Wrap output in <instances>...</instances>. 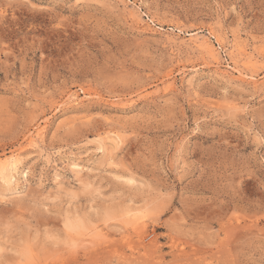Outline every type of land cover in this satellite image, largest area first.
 Returning <instances> with one entry per match:
<instances>
[{"label":"rangeland","instance_id":"374dc122","mask_svg":"<svg viewBox=\"0 0 264 264\" xmlns=\"http://www.w3.org/2000/svg\"><path fill=\"white\" fill-rule=\"evenodd\" d=\"M263 82L264 0H0V264H264Z\"/></svg>","mask_w":264,"mask_h":264},{"label":"bare ground","instance_id":"6f19581e","mask_svg":"<svg viewBox=\"0 0 264 264\" xmlns=\"http://www.w3.org/2000/svg\"><path fill=\"white\" fill-rule=\"evenodd\" d=\"M133 18V17H132ZM134 19V18H133ZM135 20V19H134ZM140 20V19H139ZM149 25V24H148ZM211 32H212V30H211ZM213 34H215V32L213 33ZM220 35V34H219ZM222 36V35H221ZM217 38V41H219V42H221V38L219 37V36H217L216 37ZM215 38V39H216ZM205 41V40H204ZM209 41V40H208ZM208 41L206 42V43H208ZM216 41V40H215ZM236 41V40H235ZM210 42V41H209ZM223 42V41H222ZM205 43V44H206ZM218 44V43H217ZM221 44V43H220ZM232 44V43H231ZM237 43H235V45H232L234 48H235V51L237 52V55H239L240 56V58H241V56H246L247 57V50H246V46L245 45H241V44H237ZM194 45H196L195 43H194ZM207 45V44H206ZM211 45H213V44H211ZM219 45V44H218ZM222 45V44H221ZM201 45L200 44H198V47H200ZM209 46V45H208ZM202 47V46H201ZM213 47H214V45H213ZM212 46H211V48H210V46H209V49H210V51L212 52V54H214V52H215V50L217 49H212L213 48ZM208 49V50H209ZM232 49V48H231ZM218 51V50H217ZM211 52H208L209 54H211ZM250 56V55H249ZM253 57V56H252ZM243 58H245V57H243ZM213 60H214V63H216V64H220L219 63V60H218V58L217 57H215V58H213ZM244 64H248V65H253V64H255V61H254V59H251V56H250V59L249 60H247V61H245L244 62ZM232 70H234V71H236L237 73H238V77L237 78H239V77H241L242 75H245V74H243L242 73V71L240 70V69H238L236 66H229ZM237 76V75H236ZM243 78V77H242ZM241 79V78H240ZM252 82H254V81H252ZM264 83V82H263ZM116 140V139H115ZM120 141V140H119ZM118 143V142H117ZM53 160V159H52ZM49 162V161H48ZM7 163V164H6ZM6 163H4V164H2V165H0V175H3L4 176V174H5V172L7 171V170H9V171H11L13 174H15V172H18L21 168L20 167H22V162L20 161V159L18 158V157H16L14 154H12V155H10V156H8L7 158H6ZM79 165V164H78ZM25 166V165H24ZM23 166V167H24ZM75 167H79V166H77V164H75ZM26 169V168H25ZM79 169V168H78ZM23 171V170H22ZM21 171V172H22ZM20 172V171H19ZM24 172V171H23ZM11 173V174H12ZM26 173V172H25ZM24 173V174H25ZM20 174V173H19ZM17 175V174H16ZM16 178V177H15ZM1 179V178H0ZM13 179V175H11L10 176V178H9V180L11 181ZM15 182V181H14ZM74 224V223H73ZM72 224V225H73ZM77 224V223H76ZM75 226V225H74ZM155 246V245H154Z\"/></svg>","mask_w":264,"mask_h":264}]
</instances>
